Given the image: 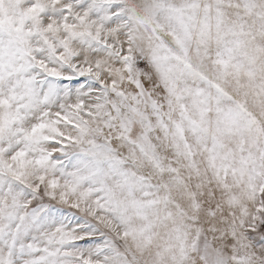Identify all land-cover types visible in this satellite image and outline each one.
Returning a JSON list of instances; mask_svg holds the SVG:
<instances>
[{"label": "snow or ice", "instance_id": "obj_1", "mask_svg": "<svg viewBox=\"0 0 264 264\" xmlns=\"http://www.w3.org/2000/svg\"><path fill=\"white\" fill-rule=\"evenodd\" d=\"M0 264H264V0H0Z\"/></svg>", "mask_w": 264, "mask_h": 264}]
</instances>
